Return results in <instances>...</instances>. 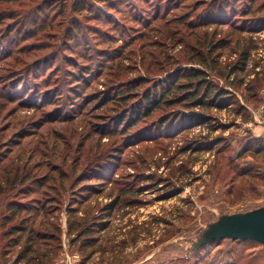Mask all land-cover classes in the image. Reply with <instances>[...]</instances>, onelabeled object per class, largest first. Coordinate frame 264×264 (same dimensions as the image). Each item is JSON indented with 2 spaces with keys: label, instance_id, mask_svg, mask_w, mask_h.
<instances>
[{
  "label": "rangeland",
  "instance_id": "1",
  "mask_svg": "<svg viewBox=\"0 0 264 264\" xmlns=\"http://www.w3.org/2000/svg\"><path fill=\"white\" fill-rule=\"evenodd\" d=\"M81 1L38 0L27 9L19 4L4 5L0 13L34 14L24 23L22 17L15 23L7 20L6 24L14 25L8 35L3 26L0 37V138L6 136L13 142L11 156L22 158L20 153L26 148L23 159L29 161L28 168L40 166L38 176L55 169L54 176H59L75 161L78 173L65 183L73 182L83 166L88 167L87 174H94L95 166H105L106 175L118 182L116 193L126 191L122 206L109 212L105 209L110 198L93 196L88 206L107 229L96 235L94 246L81 248V242L72 244L67 238L70 186L66 184V191L58 190L61 210L45 221L59 224L62 230L61 248L53 253V264H67L68 256L74 264H264V249L249 241L223 240L195 253L185 246L186 239L196 238L218 215L264 206V0H257L251 9L246 8L245 0L233 2L226 13L232 23L222 27V37L215 39H224L227 44L220 59L223 75L208 69V79L234 96L232 104L224 110L213 109L206 115L205 125L171 140L131 147L125 145L121 133L102 139L98 132L112 122L101 120L107 109L99 111L98 101L84 108V99L119 90L139 78L150 82L143 90L154 88L165 81L166 75H157L158 70L168 68L178 57L182 67H190L188 56H181L175 42L177 28L182 29L180 35L185 32L187 36L190 31L172 22L190 14L187 26L197 22V16L205 22L213 15L206 7L193 12L196 0L179 9H175L176 2L167 0H108L106 7L94 4L102 12L99 17L88 8L74 11L73 4ZM38 5L43 7L39 15ZM63 6L65 12L61 13ZM215 9L222 12L219 5ZM157 14L166 21L146 29ZM156 27L162 28L161 36L150 31ZM213 30L216 28H200L196 37L203 39ZM27 46L45 47L28 52L38 57L20 65L28 56L18 51ZM246 48L249 56L245 66L241 56ZM10 53L13 55L7 58ZM86 54L92 58H84ZM117 54L122 55L119 61L100 69V55L113 58ZM81 68L91 72L84 75V82L76 81L81 78ZM58 78L59 82L49 87ZM58 88L63 95H56ZM22 137L21 145H16ZM131 189L138 194L130 193ZM3 244L0 234V248ZM17 252L6 263L0 255V263L13 264Z\"/></svg>",
  "mask_w": 264,
  "mask_h": 264
},
{
  "label": "trees",
  "instance_id": "2",
  "mask_svg": "<svg viewBox=\"0 0 264 264\" xmlns=\"http://www.w3.org/2000/svg\"><path fill=\"white\" fill-rule=\"evenodd\" d=\"M37 1L0 0V13L4 5L19 4L21 7L27 9L28 4L34 6ZM143 1L146 2V0ZM167 1L170 3L176 2L178 6L175 9H179L181 5L187 4L192 0ZM235 1L196 0L192 11H198L199 8L206 7L207 12L213 15L210 20L203 22L197 16L199 20L195 23L188 22L187 26L185 23L188 21L187 19L190 14L182 15L173 20L172 23H177L176 25L185 27V29L183 28L184 30L190 31V34L187 36H185V32L184 35L182 33L181 35L179 34V31L182 30L180 28H177L175 31L176 45L181 48V56L182 54L188 56L187 64L190 67H182L183 64L179 62L181 58L178 57V60L170 64L168 68L164 67L158 70L157 75H166L164 78L165 81L155 85L154 88L148 87L143 90V86L150 82L145 78H139L138 80L128 82L119 90L100 92L98 96L103 94L102 96L100 95L98 97L97 94H94V96H89L91 98L90 100L89 98L84 99V108L89 107L88 105L92 102L98 101L96 108L99 111L101 109H107V116H100L101 120H106L107 122L109 118L112 122L107 128L102 126L103 130L98 132L100 134L102 133V139L114 138L121 133L124 136L123 141L125 145L129 147L140 143L171 140L178 135L193 130L197 126L201 127L205 125L208 117L206 115L213 109L218 111L224 110L232 104L235 100L234 96L223 88H217L208 79L207 71L210 69L212 72H216L217 75H223V72L220 70V59L223 55V50L227 48V44L224 39H215L222 37L224 33L222 27L232 23L227 21L228 14L226 13L231 9V5ZM256 1L245 0L247 4L246 8H253ZM96 3L104 4L106 7L108 0H83L79 3H74L73 9L79 12L80 9L78 8L83 10L88 8L91 13L95 12L100 17L102 12L96 9L94 5ZM216 5H219L222 12L221 10L216 11ZM42 8L40 5L37 6L36 13L38 15L42 13ZM20 11L22 12V10ZM60 11L64 13L65 6L61 7ZM33 15V12H31L30 14L24 13L23 16H20L14 10H9L6 14H0V37L4 34L3 26H5V29H8V35L11 32L12 25H14L6 24L7 20L14 21L15 23L17 19L22 17L21 21L24 23ZM99 19L96 18V20L100 21ZM165 19L166 17H161L160 14H157L153 22L146 25V29L152 28L153 23H158L162 20L166 21ZM16 23L19 24V22ZM168 23L170 24L171 21H168ZM74 27H77V29L80 28L77 24H74ZM204 27H215L216 30L206 32L203 39L196 37V31ZM150 31L156 33L157 36H161L162 28L156 27ZM69 39L75 38H70L69 36ZM28 40L27 38L24 41ZM44 47L40 46V48H37L35 46L31 48L27 46L19 50L18 53L20 55L28 56L19 62L20 65H26L29 63L28 61H32L33 58L38 57L36 55L29 56L30 54L28 55V52L36 50L42 51ZM204 48L205 52H203ZM12 55V53L8 54L7 58H11ZM121 56V54H117V56L109 58L105 55H100L99 57L103 61L100 63V69H104L109 63L113 64V61H119ZM248 56L249 51L246 48L243 50L241 56L243 60L242 65H247ZM86 57L92 58L88 54L84 56V58ZM238 69L236 67L234 70L236 71ZM234 70L233 72H235ZM89 71L88 68L79 69L81 78L76 81L84 82V75L91 73ZM79 73L72 72L71 75L79 78ZM58 80L59 78L54 83L49 84V87L59 82ZM48 82L50 83V80ZM56 92V95H63L60 88ZM72 92L75 93L76 91L73 89ZM110 104L113 107L112 109L108 107ZM157 114L158 116L155 118ZM106 122L105 124L107 125ZM105 124L102 125L105 126ZM113 124H115V128L111 129ZM140 124H143V127L137 128ZM130 131L134 132L127 135ZM22 139L23 137L20 138L19 142H16V145H21ZM11 143L13 142L6 136L0 138V234L5 244L0 248V255L3 262L10 261L8 260L9 257L18 251L13 264H53L56 259L53 253L59 252L61 248L60 239L62 230L59 224L55 223L53 226L45 221L46 218L49 219L54 213L61 210V194L58 193V190L66 191V184L70 186V200L66 206L68 216L67 238H71L72 244L81 242V248L90 247L91 245L94 246V244L98 243L96 235L103 233L107 229V225L94 217L95 210L90 209L88 206L89 203L93 199V196L109 197L111 203L105 209L109 212L119 208L122 196L126 194L125 190L121 191V193H116L115 188L118 182L115 178L106 175L105 166H95L94 174H87L88 167L83 166L80 168L81 172L72 180L73 182L65 183L66 179L69 180V176L73 177L78 173V164L75 161L72 163V166H68V170H64L59 176H54L58 171L57 169L47 171L43 176H38L37 172L39 173L40 166L35 164L31 168H28L29 161L23 159L27 153L26 148H23V151L20 153L23 154L22 158H18V156L12 157L11 155L14 154L13 149L10 148ZM4 150H6V154H2ZM117 151H121V149L118 148ZM110 156L113 157L116 154L111 153ZM35 170L36 173L34 174ZM93 182L96 184H91ZM135 192L138 194L137 191L131 189L130 193L135 194ZM48 205H56V208H47Z\"/></svg>",
  "mask_w": 264,
  "mask_h": 264
},
{
  "label": "water",
  "instance_id": "3",
  "mask_svg": "<svg viewBox=\"0 0 264 264\" xmlns=\"http://www.w3.org/2000/svg\"><path fill=\"white\" fill-rule=\"evenodd\" d=\"M251 241L264 249V206L239 213H223L209 222L192 239H186L185 246L190 253L215 241Z\"/></svg>",
  "mask_w": 264,
  "mask_h": 264
},
{
  "label": "built area",
  "instance_id": "4",
  "mask_svg": "<svg viewBox=\"0 0 264 264\" xmlns=\"http://www.w3.org/2000/svg\"><path fill=\"white\" fill-rule=\"evenodd\" d=\"M67 264H74L72 259L69 258V256H68V259H67Z\"/></svg>",
  "mask_w": 264,
  "mask_h": 264
}]
</instances>
